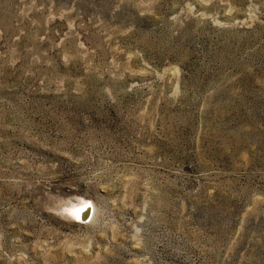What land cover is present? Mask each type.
<instances>
[{"label":"rangeland","instance_id":"obj_1","mask_svg":"<svg viewBox=\"0 0 264 264\" xmlns=\"http://www.w3.org/2000/svg\"><path fill=\"white\" fill-rule=\"evenodd\" d=\"M0 264H264V0H0Z\"/></svg>","mask_w":264,"mask_h":264},{"label":"bare ground","instance_id":"obj_2","mask_svg":"<svg viewBox=\"0 0 264 264\" xmlns=\"http://www.w3.org/2000/svg\"><path fill=\"white\" fill-rule=\"evenodd\" d=\"M80 208H81V207H80ZM77 210H79V211H80V209H77ZM81 210H82V208H81ZM82 211H83V210H82ZM82 211H80L81 213H79V214H83V218H84V217H86V216H85L86 214H85V212H84V213H82Z\"/></svg>","mask_w":264,"mask_h":264},{"label":"water","instance_id":"obj_3","mask_svg":"<svg viewBox=\"0 0 264 264\" xmlns=\"http://www.w3.org/2000/svg\"><path fill=\"white\" fill-rule=\"evenodd\" d=\"M84 212H85V214L87 215V213H88V209H85V211H84ZM86 215H85V216H86Z\"/></svg>","mask_w":264,"mask_h":264}]
</instances>
